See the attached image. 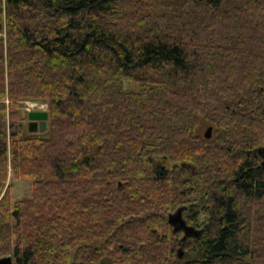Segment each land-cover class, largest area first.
<instances>
[{
    "label": "trees",
    "instance_id": "obj_1",
    "mask_svg": "<svg viewBox=\"0 0 264 264\" xmlns=\"http://www.w3.org/2000/svg\"><path fill=\"white\" fill-rule=\"evenodd\" d=\"M263 110L264 0H0V259L264 264Z\"/></svg>",
    "mask_w": 264,
    "mask_h": 264
},
{
    "label": "rangeland",
    "instance_id": "obj_2",
    "mask_svg": "<svg viewBox=\"0 0 264 264\" xmlns=\"http://www.w3.org/2000/svg\"><path fill=\"white\" fill-rule=\"evenodd\" d=\"M243 13H244V15H243ZM240 14L242 15L241 18H245V17H247V15H249V13L246 15L244 10H242V12L240 11ZM124 87H125V90L132 91V92L133 91L137 92L140 89V86L138 84H134V83L128 82L126 80L124 81ZM31 111H46V112H48L47 101H21L19 104V112H20L21 117L23 118V126H24V130H25V134L46 136L48 134V130L44 131V132L36 131L34 133H29L27 131V124L29 121L28 120V113ZM195 127H196L195 128V134L197 136H199L200 138L206 139V140H208V142H213L216 139L215 135L217 134L216 133L217 130H216L215 126L210 121H206L202 117H199V122L197 123V125ZM208 127H212V132H211V137L207 139L204 137V134H205L206 129ZM31 183L32 182L30 180L12 181L11 179H9L8 185H10L11 201L14 203V202H17V201L25 199V198H30V196H31ZM204 188H206V187H204ZM191 199L196 200V201L193 204L191 203L190 205L185 207L186 209L193 211V209L196 208V206H200V205L204 204L203 203V199H204L203 197L193 195V197ZM181 208H183V210L185 209L184 207H181ZM168 215H166L165 218L168 219ZM180 250H181V248H180ZM177 255H178V257L172 262V264H184L187 261H191V260H195V259L200 258L199 254H197V253H193V254L183 253L181 256H179V253H177Z\"/></svg>",
    "mask_w": 264,
    "mask_h": 264
},
{
    "label": "water",
    "instance_id": "obj_3",
    "mask_svg": "<svg viewBox=\"0 0 264 264\" xmlns=\"http://www.w3.org/2000/svg\"><path fill=\"white\" fill-rule=\"evenodd\" d=\"M48 113L46 111H31L28 113V124H27V130L30 133L39 131L44 132L46 131L48 127ZM212 128L208 127L206 129V132L204 134L205 138L211 137ZM182 211L183 208L177 209L175 212L170 213L168 215V223L173 227L174 231L182 230L185 234V236H191L197 234V232L194 230V228L188 226L185 222V220L182 217ZM182 253H179V256H181ZM0 264H14L12 257L7 256L0 259Z\"/></svg>",
    "mask_w": 264,
    "mask_h": 264
},
{
    "label": "bare ground",
    "instance_id": "obj_4",
    "mask_svg": "<svg viewBox=\"0 0 264 264\" xmlns=\"http://www.w3.org/2000/svg\"><path fill=\"white\" fill-rule=\"evenodd\" d=\"M260 212V211H259ZM185 241V240H184ZM178 245V244H177ZM182 247V246H181ZM183 250V249H182ZM194 259V258H193Z\"/></svg>",
    "mask_w": 264,
    "mask_h": 264
},
{
    "label": "flooded vegetation",
    "instance_id": "obj_5",
    "mask_svg": "<svg viewBox=\"0 0 264 264\" xmlns=\"http://www.w3.org/2000/svg\"><path fill=\"white\" fill-rule=\"evenodd\" d=\"M263 112H264V110H263Z\"/></svg>",
    "mask_w": 264,
    "mask_h": 264
}]
</instances>
